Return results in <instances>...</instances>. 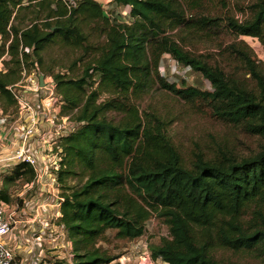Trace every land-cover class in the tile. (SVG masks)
Instances as JSON below:
<instances>
[{
  "label": "trees",
  "instance_id": "16d2710c",
  "mask_svg": "<svg viewBox=\"0 0 264 264\" xmlns=\"http://www.w3.org/2000/svg\"><path fill=\"white\" fill-rule=\"evenodd\" d=\"M227 1L112 0L115 8H130L127 24L106 17L95 0H0V36L10 57L0 73L4 109L14 105L7 87L19 80L20 57L35 56L42 65L40 53L55 42L86 48L84 26L98 25L104 38L80 78L53 76L63 113L83 123L61 140L57 173L58 223L67 230L75 264H110L116 258L97 242L107 231L137 239L153 215L169 233L149 246L153 261L264 264V71L239 39H256L264 48V0H233L238 11L246 6L241 21L225 11ZM212 2L218 8H210ZM193 41L210 42L217 52L199 53ZM164 54L199 74L211 91L183 80L167 83L157 73ZM155 86L217 123L226 133L223 143L183 157L165 118L138 107ZM101 93L107 97L98 102ZM34 175L29 164L14 165L1 178L0 200L8 203L9 185L24 186ZM75 177L81 184L66 189Z\"/></svg>",
  "mask_w": 264,
  "mask_h": 264
},
{
  "label": "built area",
  "instance_id": "2783aa9c",
  "mask_svg": "<svg viewBox=\"0 0 264 264\" xmlns=\"http://www.w3.org/2000/svg\"><path fill=\"white\" fill-rule=\"evenodd\" d=\"M95 1L101 5L102 2H112ZM124 9L129 14L130 8ZM2 43L0 36V46ZM8 44H5V53L0 56L2 74L7 72L6 64L10 61ZM24 52L30 53V50L25 48ZM19 60V80L7 87L18 112L14 119L8 120L9 115L0 108V179L6 174L5 167L9 164H29L35 175L30 183L24 185L25 193H29L28 200L22 199L20 205L17 200L8 203L0 200V264H19L16 252L7 244L6 237L14 234L22 214L30 218L31 224L40 226L38 236L33 237L37 246L38 243L52 244L56 249L63 250L54 257H49L47 250L43 251L34 264H75L67 230L58 223L60 217L57 219L52 211L63 201L57 177L63 158L61 140L74 134L83 123L62 113L65 102L56 93L54 78L42 72L34 57L27 61L20 57ZM40 77L43 78V86H40ZM27 242L28 239L20 240L19 244L27 245ZM52 258L55 260L51 261Z\"/></svg>",
  "mask_w": 264,
  "mask_h": 264
},
{
  "label": "rangeland",
  "instance_id": "374dc122",
  "mask_svg": "<svg viewBox=\"0 0 264 264\" xmlns=\"http://www.w3.org/2000/svg\"><path fill=\"white\" fill-rule=\"evenodd\" d=\"M227 2L228 5L225 11H230L235 19L241 21L247 16L245 6L247 0L243 11L237 10L233 0H228ZM102 6L104 8L105 16L109 17V19L115 18L118 23L129 24L132 22L127 9L115 8L111 3L103 2ZM208 6L212 9H216V7L218 8L215 2L209 3ZM23 15L24 13L21 14V16ZM26 25H29L28 21L24 23V26ZM83 32L87 34L88 39L86 48L81 47L76 49L55 42L40 53L42 65L39 66L44 74L52 76L63 74L70 79L80 78L84 67L90 62L92 57L96 55L99 46L104 41L98 25H91L90 27L84 26ZM239 39L245 41L249 45L255 58L261 62V67L264 71V48L256 39L249 37H241ZM192 43L199 53L207 54L210 52H217L215 45L210 42L203 41L201 47L200 45L195 44L194 41ZM5 50L6 48L3 42L0 46V56L5 53ZM157 73L169 84L175 83L179 85L183 80L188 86L203 91H211L210 84L205 79L199 74L191 72L187 68L178 65L176 61L167 54H164L160 58ZM89 91L90 90L87 89V92ZM56 93L58 94L57 89ZM169 95L170 94L166 91L160 90L159 87L155 86L141 101L138 102V107L141 111L147 108H155L158 114L165 118L169 123L167 132L170 135L173 144L178 148L183 157H188L190 151L194 150L196 147L221 145L223 143L226 138V133L217 123L201 113L186 110L181 101H176ZM106 97L107 94L101 93L98 102L103 101ZM0 108L4 113L9 115L8 120H11L12 118L14 119L18 112L17 107L14 105L4 109L3 104H0ZM63 114L71 116L68 113ZM13 167L14 166L11 164L7 165L5 167L7 168L5 173L10 174ZM1 181L2 179H0V189ZM80 184V177H75L67 179L64 186L66 189H69L77 187ZM59 186L60 192L62 193L61 185L59 184ZM7 193L11 197L10 200H17L19 205L21 204L22 199H29V193H25L23 183L21 182L9 185ZM168 238V227L165 222L163 219L153 215L145 223L144 234L141 237L134 240L120 239L116 236V231H107L102 240L97 242L96 247L107 256L116 258L110 264H165L159 259L155 261L151 260L148 249L151 244L159 245L163 239ZM23 239L21 233L19 234L18 231H15L13 235L6 237V242L11 246V249L15 251L16 247L14 243H20V240ZM44 248L45 250L43 249V251H50L47 249L46 244ZM50 255L54 257L52 253L49 254V257ZM53 260H55V258L51 259V261ZM243 264L255 263L244 261Z\"/></svg>",
  "mask_w": 264,
  "mask_h": 264
},
{
  "label": "crops",
  "instance_id": "0c3cea01",
  "mask_svg": "<svg viewBox=\"0 0 264 264\" xmlns=\"http://www.w3.org/2000/svg\"><path fill=\"white\" fill-rule=\"evenodd\" d=\"M52 214L59 219L60 217V207H57L56 209H53ZM20 222L18 223L17 227L15 228V231H18L19 234L23 236V240L28 239L27 245H22L19 243H14L16 247V256L18 258L19 264H34L36 257L40 256L43 252V249L45 250V245L42 243H38L39 246L34 243L33 237L38 236L40 229V226L38 224H31L30 218L25 215L20 216ZM58 221V220H57ZM43 237V236H41ZM40 247V248H39ZM42 247V249H41ZM47 249L50 251L47 252V255L52 253L53 255H56L58 253H62L63 250L56 249L52 244L46 245ZM46 255V256H47ZM66 255V252H65Z\"/></svg>",
  "mask_w": 264,
  "mask_h": 264
},
{
  "label": "water",
  "instance_id": "95a60500",
  "mask_svg": "<svg viewBox=\"0 0 264 264\" xmlns=\"http://www.w3.org/2000/svg\"><path fill=\"white\" fill-rule=\"evenodd\" d=\"M39 82H40V86H43V78L42 77H40Z\"/></svg>",
  "mask_w": 264,
  "mask_h": 264
}]
</instances>
